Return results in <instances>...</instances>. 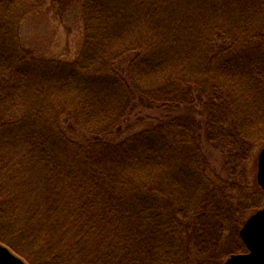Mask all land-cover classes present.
Here are the masks:
<instances>
[{
	"label": "trees",
	"instance_id": "obj_1",
	"mask_svg": "<svg viewBox=\"0 0 264 264\" xmlns=\"http://www.w3.org/2000/svg\"><path fill=\"white\" fill-rule=\"evenodd\" d=\"M10 1L0 0V239L29 264H222L246 251L241 214L263 206L240 180L264 144V54L246 49L264 29L207 37L188 15L203 0H86L87 46L66 63L21 45L3 17L19 3ZM231 39L241 50L202 48ZM61 113L73 114L70 134L52 127ZM127 121L144 126L122 137ZM34 179L39 191L24 203L19 185ZM62 188L72 210L60 207ZM61 217L76 227V263L75 244L54 237Z\"/></svg>",
	"mask_w": 264,
	"mask_h": 264
},
{
	"label": "rangeland",
	"instance_id": "obj_2",
	"mask_svg": "<svg viewBox=\"0 0 264 264\" xmlns=\"http://www.w3.org/2000/svg\"><path fill=\"white\" fill-rule=\"evenodd\" d=\"M17 1L19 2L17 3V5H14V3L9 5L10 2L7 3L9 7L5 9V12L8 11L10 16L7 14L3 17L8 21L9 18H13L16 21V24H11L10 27H14V32L16 34H19L22 46L31 51L34 56L41 59H56L66 63H72L79 58L83 49L87 46L85 42L86 32L83 13L86 0ZM195 1L196 0H185L188 5H191ZM254 1H252L253 4ZM32 2H35L37 5L29 6ZM203 3H205L204 10H199V12L197 10L200 8H198L197 6L196 7L198 9L194 8V10H190L185 3H179V5H184L186 6L185 9L188 8L190 10L188 11V15L190 13L191 15L195 14V19L204 20V31L207 37H212L213 35H217L218 32H221L222 34L228 35L229 37L232 36L234 39L239 37V40H243L253 34L255 35L257 33H263L262 29H264V24H262L261 26L259 25V23L264 21V4L262 2L257 1L254 6L251 5V0H203ZM246 4H250L257 10H253L251 12L252 16L248 18L251 23L243 25L242 22H244V14L242 13V11L244 8H246ZM179 8L181 10L180 6ZM259 9L261 10L260 12L258 11ZM198 14L204 16V18L199 17ZM231 40L232 43L228 46L227 44H223L220 42L214 44L210 42L202 48L205 49V51L211 50V52L212 48L219 51L222 47H229L231 51H234L236 48V52L241 50L240 48H238L239 45L235 46L233 50V47L231 48V46L234 45V40ZM260 41L261 42L257 43L253 42V44H249V47H247L246 50H249L251 52V57H254L255 54H258L259 52H262L264 54V40ZM120 63L125 65L126 60H120L119 64ZM221 84L223 85V87L227 88L226 84H224L223 81L221 82ZM232 90L235 94V88ZM68 99L71 104L73 101L69 97ZM193 108L194 112L192 113V115L194 116V118L197 121L200 120V118L203 119L202 114H204V112H200L202 111L200 110V107L195 104ZM219 110H221V108ZM65 113L56 114V117L52 123V127L55 131L59 130L60 132L64 129L70 134L69 130L72 128L71 126H73V123L75 121L73 114L67 117L65 116ZM132 120L135 121L134 119ZM131 121H127L122 125L124 128L122 137L127 133L144 126V123L142 124L140 122H135L132 124L129 123ZM127 124H129V126H132L128 129ZM136 124L139 125L135 126ZM75 136L85 141V136L83 137L80 132H76ZM112 139L119 140L120 138H114V136H111V140ZM262 147H264V144H258L250 151L251 153L244 163L245 171L243 173V179L240 180V183L243 186V190H245L249 197L252 198L253 196H256V198H259L258 196H261L262 206H264V191L257 182L258 157ZM220 158L221 153L215 150V153H213V158L211 160V167H215L216 169L219 168L221 166ZM214 178L218 179L215 173ZM38 183L39 181L37 179H34L32 183L28 184L27 187L24 182L19 185L20 192H24V203L34 201L36 195H32L31 191L33 190L34 194L39 191ZM31 185L32 187H30ZM61 197L60 207L62 206V208H68L72 210L74 205L76 206V199L73 198V195L71 196L74 203L73 204L71 199L69 198V194L64 190V188H62L61 190ZM68 199L70 200L68 201ZM38 210L40 209L38 208L37 212ZM256 211L257 209L255 208L247 207L242 212V226L244 225L246 220ZM61 222L63 225L60 223L59 226H56L58 229L56 228L54 230V237H63L67 243L75 244L74 248L71 250H67V252L71 255L72 259L76 263V227H73V222L70 217L68 219H64L61 217ZM48 227H50V225H46V232H49L51 230ZM11 234L8 235V239L13 238ZM30 240L31 239L28 235H26L25 239H23L22 244L26 249H30L31 247ZM0 241L4 243L1 239ZM4 244L7 245L6 243ZM8 247L11 248L10 246ZM34 249L35 247L32 250ZM225 260L223 261V263L225 262Z\"/></svg>",
	"mask_w": 264,
	"mask_h": 264
},
{
	"label": "water",
	"instance_id": "obj_3",
	"mask_svg": "<svg viewBox=\"0 0 264 264\" xmlns=\"http://www.w3.org/2000/svg\"><path fill=\"white\" fill-rule=\"evenodd\" d=\"M257 182L264 190V147L258 157ZM247 247L232 254L223 264H264V207L252 214L240 229ZM0 264H29L23 257L0 241Z\"/></svg>",
	"mask_w": 264,
	"mask_h": 264
}]
</instances>
